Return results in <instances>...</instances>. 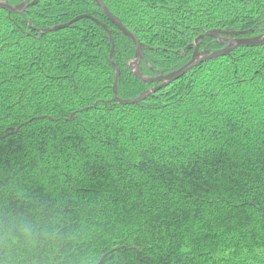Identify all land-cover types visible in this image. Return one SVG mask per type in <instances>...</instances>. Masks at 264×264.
I'll use <instances>...</instances> for the list:
<instances>
[{
    "label": "trees",
    "instance_id": "1",
    "mask_svg": "<svg viewBox=\"0 0 264 264\" xmlns=\"http://www.w3.org/2000/svg\"><path fill=\"white\" fill-rule=\"evenodd\" d=\"M101 1L145 76L264 36V0ZM135 54L93 0L0 8V264H264V44L152 94Z\"/></svg>",
    "mask_w": 264,
    "mask_h": 264
},
{
    "label": "water",
    "instance_id": "2",
    "mask_svg": "<svg viewBox=\"0 0 264 264\" xmlns=\"http://www.w3.org/2000/svg\"><path fill=\"white\" fill-rule=\"evenodd\" d=\"M93 1L96 2L97 5L103 9L104 13L108 16V18L111 20L113 25L123 35H125L126 37L130 38L133 41V43L135 45V49H136V54H135L134 61L131 63V70L133 72L134 77L139 81H143V82L153 84V85L157 84V86L153 87L149 92H147V94H150V93L152 94L154 92H157V91L167 87L171 83L179 80L184 75L189 73L196 66H198L202 63L208 62L210 60L226 56L236 48L257 47V46H261L264 44V36L239 39V38H237L239 36V33L231 32V31H225V32L209 31V32L201 35L200 37H198L195 40L196 46H195V49H194V52H193L191 59L189 60L188 63H186L180 69L173 71V72L166 74V75H163V74L157 72L155 76H151V77L150 76H144L141 73V62L144 60L143 50H142L143 45L139 42V40L136 38V36L134 34H132L129 30H127L121 24V22L116 17H114L112 15V13L109 12V10L106 8V6L104 5V3L101 0H93ZM29 3H30V0H21V3L19 5L13 6V5H10L6 1L0 0V8L5 9L9 13L23 14L24 10L29 6ZM83 17H85V15L77 16L72 21H70L66 24L60 25V26L52 28V29L44 30L43 32L67 28L71 24H73L74 22L78 21L79 19H81ZM102 26L104 28H106L104 25H102ZM108 34H109V38H110V42H111V52L109 55V62L111 63V66L115 69V80L113 83V93H114L113 100L117 101L118 103H120L122 105L136 104L138 101L142 100L145 97V94H142L138 98L132 99V100H119L117 97V83L119 80L120 72L112 60L113 54H114V43H113V38H112L111 33L108 32ZM222 35L229 36V38L224 40L225 45L222 49H219V50H216L213 52H209V51L198 52V50H199L198 41H201L202 39H204L206 37H211V38L217 40V39H221Z\"/></svg>",
    "mask_w": 264,
    "mask_h": 264
},
{
    "label": "flooded vegetation",
    "instance_id": "3",
    "mask_svg": "<svg viewBox=\"0 0 264 264\" xmlns=\"http://www.w3.org/2000/svg\"><path fill=\"white\" fill-rule=\"evenodd\" d=\"M222 38L220 39V40H218V42L217 41H215V42H217V43H219V44H221L222 45V48L224 47V43H225V39H227V38H229V36H226V35H222L221 36ZM237 38H239V39H246V38H242V37H237ZM198 45H199V50H198V52H202V51H209V52H213V51H210V50H207V49H200V43H199V41H198ZM195 46H196V44H195V42H194V45H193V50H192V55H193V52H194V49H195ZM222 48H220V49H222ZM217 50H219V49H217ZM214 51H216V50H214ZM192 57V56H191Z\"/></svg>",
    "mask_w": 264,
    "mask_h": 264
},
{
    "label": "rangeland",
    "instance_id": "4",
    "mask_svg": "<svg viewBox=\"0 0 264 264\" xmlns=\"http://www.w3.org/2000/svg\"><path fill=\"white\" fill-rule=\"evenodd\" d=\"M133 61H134V60H133ZM133 61H132V62H133ZM143 75H144V74H143ZM144 76H145V75H144ZM168 86H169V85H168Z\"/></svg>",
    "mask_w": 264,
    "mask_h": 264
}]
</instances>
